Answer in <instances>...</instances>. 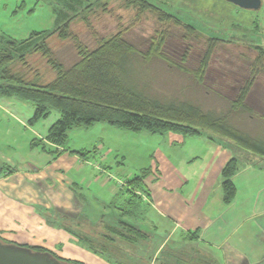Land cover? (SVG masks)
I'll return each mask as SVG.
<instances>
[{
  "label": "crops",
  "instance_id": "crops-1",
  "mask_svg": "<svg viewBox=\"0 0 264 264\" xmlns=\"http://www.w3.org/2000/svg\"><path fill=\"white\" fill-rule=\"evenodd\" d=\"M180 2L187 5L190 1ZM192 4L199 15L208 11L209 23L219 24L225 31L237 26L244 33L253 28L264 34L259 12L224 0ZM256 22L260 24L257 27ZM247 43L264 47V39ZM256 92L261 97L254 108L264 112V88ZM28 107L20 98L0 95V239L4 242L42 247L83 264H126L128 255L137 257L136 253L144 264H264V157L255 154L239 167L234 177L237 194L228 205L222 194L217 202L213 198L202 202V198L195 199L191 204L195 209L188 211H177L183 202L176 207L168 202L170 206L162 209L160 199L154 200L149 192L142 194L145 203L141 210L127 205L126 213L125 180L119 179L117 184L112 175L103 179L96 173L104 172L107 166H96L95 170L89 156L83 158L63 147L58 154L46 152L32 145L36 138L44 140L49 149H56L46 136L59 114L41 132L38 126L42 120L29 123L34 107L32 112ZM25 108L28 111L24 115ZM262 115L258 120L264 126ZM122 221L138 225L148 235L142 247L115 244L112 260L88 249L70 230L107 232Z\"/></svg>",
  "mask_w": 264,
  "mask_h": 264
},
{
  "label": "rangeland",
  "instance_id": "rangeland-1",
  "mask_svg": "<svg viewBox=\"0 0 264 264\" xmlns=\"http://www.w3.org/2000/svg\"><path fill=\"white\" fill-rule=\"evenodd\" d=\"M150 1L165 3L160 0ZM166 1V4L159 5L178 16L184 23L194 25L198 29L195 36H185L183 27L172 22L163 23L158 20L156 14L148 12L138 15L136 8L128 7L124 0H110L106 11L98 10L93 14L92 25L100 38L111 36L129 27L126 38L135 44L141 55L149 48L152 37H156L162 30L167 31L169 39L165 50L168 56L176 66L187 68L188 72L178 67H171L158 58L145 60L138 54L132 57V61L142 73L139 77L140 87L162 99L191 100L202 105L205 110L211 109L229 114L231 121L238 127L253 135L264 137V126L260 119L253 122L248 119L249 113L232 114L230 111V102L236 98L239 88L244 85L257 54L248 46L258 45L248 44L247 40L252 44L260 43L264 39V34L254 31L253 28L244 33L243 30L237 29V26L225 31L219 24L209 23L208 11H204V16L199 15L192 4L198 1L200 4H208L209 0H189L187 5L182 4L180 0ZM257 12H259V22H262L264 2ZM54 26L50 0H0V36L21 39L26 38L32 31L52 30ZM72 30L89 49L97 46V37L84 22H75ZM242 34H246L247 37ZM210 37L222 38L226 43L219 45L215 50L205 82L200 84L190 71L198 67ZM48 43L66 66L76 61L77 55L71 40H62L57 35H53L48 39ZM185 52L187 57L182 60ZM13 67L15 71L23 72L30 79L38 73L40 83L44 84L55 76L46 59L38 53L29 55L26 65L18 63ZM254 88L257 91L264 88V70L257 78ZM259 93L253 92L250 96L249 103L252 106H255L257 98L261 97ZM25 104L32 112V103L25 101ZM253 110L254 113L264 114L256 108ZM27 111V108L23 109L24 115ZM56 119L57 112L52 111L48 118L40 121L38 129L41 132L45 131ZM67 146L72 149L91 150L88 158L93 168L96 170V166H107L105 173L97 171V175L99 177L101 175L103 179L112 175L111 179H115L117 184L119 179L133 178L148 169L145 186L152 198L160 199L159 206L162 203L160 206L163 207L162 209L164 205L170 206L168 202L172 207H176V203L183 202L182 205L178 204L177 211L195 209L191 205L195 199L199 201L202 198L200 202L209 198H213L216 202L221 201L222 168L233 157L239 161V167H243L248 164L247 161L251 156H255L254 153L238 147L233 142L219 137L212 140L206 134L200 137H184L171 132L166 134H152L145 130L134 132L108 123H95L91 127L71 129L68 133ZM137 192L142 195L140 191ZM124 194L127 196V193ZM102 198H107L105 191ZM79 230L83 231L82 228ZM121 230L123 234L118 235V238L114 237L115 240L112 241L116 246L142 247L146 241L145 237L139 242V236L127 231L126 226L121 227ZM112 243L109 244L113 245ZM109 244L99 245L110 250ZM138 255L137 253V257L128 255L126 264H144Z\"/></svg>",
  "mask_w": 264,
  "mask_h": 264
},
{
  "label": "trees",
  "instance_id": "trees-1",
  "mask_svg": "<svg viewBox=\"0 0 264 264\" xmlns=\"http://www.w3.org/2000/svg\"><path fill=\"white\" fill-rule=\"evenodd\" d=\"M109 1L50 0L54 14V29L32 31L26 38L21 39L0 36V95L31 102L34 107L33 116L29 119L31 125L46 119L52 111L59 114V118L49 128L46 136V141L56 149H49L42 139L35 138L32 145H39L43 151L57 154L59 148L63 147L72 154L86 158L91 154V150L68 148L69 131L74 128L91 127L95 123H108L134 132L143 130L152 134L171 132L184 137H200L206 134L212 140L219 137L264 157V137L253 135L238 127L231 121L229 114L211 109L205 110L202 105L191 100L162 99L140 87L139 77L142 73L137 70L132 57L142 53L126 38V32L130 28L125 27L111 36L100 38L92 25L93 14L98 10L106 11ZM124 2L128 7H135L138 15L150 12L156 14L158 20L163 23L172 22L183 27L185 36H195L197 33L198 29L194 25L184 23L178 16L159 5L166 3H153L150 0H124ZM78 21L84 22L97 37L95 48L89 49L73 32L72 25ZM258 25L256 22L255 26ZM53 35L73 42L77 59L72 65L66 66L50 47L48 39ZM168 39L167 31H160L156 37L150 39L149 48L141 56L148 61L153 58L161 59L171 67H178L188 72L187 68L176 66L168 56L165 50ZM225 43L226 41L219 37L208 38L198 67L190 71L198 83L205 82L215 50ZM248 47L257 53L256 58L244 85L239 88L236 98L230 102V111L232 114L249 113L248 119L256 122L263 115L254 113V106L249 103V99L253 92H256L257 87L254 88V85L264 70V47L260 45ZM35 53L45 58L55 72L54 78L48 83H40L38 73L30 79L23 72L13 69L18 63L26 65L28 56ZM185 57H187L186 52L182 60ZM238 169L239 162L233 157L221 171L223 201L227 205L237 194L234 177ZM147 174L148 169H145L141 174L125 179L123 191L127 193L128 201L123 211L126 213L127 205L135 206L137 212L141 210L144 199L137 191L149 195V190L145 186ZM123 226H126L127 231L137 234L139 242L148 235L138 225L123 221L119 227L110 226L107 232L100 231L93 234L68 228L88 249L112 260L114 257L112 247L115 245L112 241L115 240L114 237L118 238V235L123 234L121 230ZM138 241L132 240L136 243ZM100 243L106 246L109 243L113 245L109 244L111 249L106 250L107 248L100 246ZM30 248L48 251L38 246ZM51 253L63 262L83 264Z\"/></svg>",
  "mask_w": 264,
  "mask_h": 264
},
{
  "label": "water",
  "instance_id": "water-1",
  "mask_svg": "<svg viewBox=\"0 0 264 264\" xmlns=\"http://www.w3.org/2000/svg\"><path fill=\"white\" fill-rule=\"evenodd\" d=\"M235 6L251 11H259L263 0H224ZM0 264H70L61 261L49 251L33 250L16 243H7L0 239Z\"/></svg>",
  "mask_w": 264,
  "mask_h": 264
},
{
  "label": "built area",
  "instance_id": "built-area-1",
  "mask_svg": "<svg viewBox=\"0 0 264 264\" xmlns=\"http://www.w3.org/2000/svg\"><path fill=\"white\" fill-rule=\"evenodd\" d=\"M263 2H264V0H263Z\"/></svg>",
  "mask_w": 264,
  "mask_h": 264
}]
</instances>
